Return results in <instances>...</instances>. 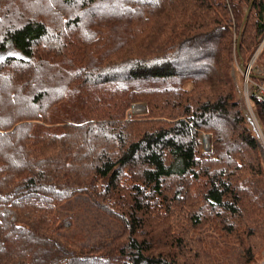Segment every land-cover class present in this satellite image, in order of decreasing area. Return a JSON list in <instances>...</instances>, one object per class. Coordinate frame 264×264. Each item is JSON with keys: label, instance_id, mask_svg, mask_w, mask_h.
Wrapping results in <instances>:
<instances>
[{"label": "trees", "instance_id": "1", "mask_svg": "<svg viewBox=\"0 0 264 264\" xmlns=\"http://www.w3.org/2000/svg\"><path fill=\"white\" fill-rule=\"evenodd\" d=\"M3 1L0 264H225L212 249L232 243L208 239L222 214L215 230L256 264L264 163L233 72L263 38L264 0ZM81 196L120 232L82 242Z\"/></svg>", "mask_w": 264, "mask_h": 264}, {"label": "rangeland", "instance_id": "2", "mask_svg": "<svg viewBox=\"0 0 264 264\" xmlns=\"http://www.w3.org/2000/svg\"><path fill=\"white\" fill-rule=\"evenodd\" d=\"M3 2H4L3 0L0 1V6L2 7L4 6L2 5ZM236 43H238L237 39L235 41V45ZM7 52H4L3 55L7 53L9 56L11 55L14 56V54L16 53L13 50ZM239 63L237 62L235 64V70L233 72V80L236 84L238 97L242 101L243 113L247 118L248 122L250 123V127L255 132L256 139L259 148L261 150L262 159L264 163V147L261 139L258 137V134L253 127V123H252L253 119H251V112H253V114L255 113L252 110V107L248 100L249 91H250L248 85L250 71L248 70V68H251L253 66V63H255L254 66L256 67L254 68V73L256 75H258L261 70H264V35L263 38L260 40L259 44L257 45V47L255 48V50L253 51V53L251 54L249 63L245 71L241 72V70L239 69ZM246 74H248V76H247V82L245 83ZM105 104H107V102ZM126 113L136 118L145 117L148 114L145 105L139 102L130 103ZM255 121L257 122L258 126L263 132L262 126L259 120L256 118V116H255ZM201 142L203 149L206 150L210 147V139L208 135L201 134ZM70 203L74 205L70 207L69 206L70 204L68 202L67 204L64 205V209H68L70 207L71 212L69 216L76 215L74 218L75 222H74L73 231L82 234L81 236L82 242L84 243L100 242L110 237H113L118 232H120V228L116 222L107 219L100 212L96 211L94 205L83 196H81V198L79 199H74V201H70ZM217 218L218 219L213 221V225H212L213 229H211L214 233L217 234V236L208 239H212V243H216L217 245H219V243H221L222 241L225 242V239L227 242H231L232 244H229L228 246H224L222 248L221 253L223 255H221V253L215 247H213L212 253L216 256L220 255L221 256L220 258L224 257L225 264H241L240 250L236 245H234L235 242L233 238L226 236L223 232L219 233L218 231L215 230L218 227V221H220V219L223 218V214ZM230 222L234 223L232 219H230ZM203 234L205 235V233ZM202 238L205 239L203 236ZM263 260H264V250L262 251L261 257L256 264H260Z\"/></svg>", "mask_w": 264, "mask_h": 264}, {"label": "built area", "instance_id": "3", "mask_svg": "<svg viewBox=\"0 0 264 264\" xmlns=\"http://www.w3.org/2000/svg\"><path fill=\"white\" fill-rule=\"evenodd\" d=\"M255 67L256 66H254V68ZM250 69L251 68H248V70H250ZM257 76L259 77L260 80L253 83V85L255 87V91H256L258 97H260L262 100H264V70H261ZM251 119H253V121H252L253 127L256 130L258 137L261 139L263 147H264V134L261 131L260 127L258 126L257 122L255 121V116H254L253 112H251ZM260 264H264V260Z\"/></svg>", "mask_w": 264, "mask_h": 264}, {"label": "water", "instance_id": "4", "mask_svg": "<svg viewBox=\"0 0 264 264\" xmlns=\"http://www.w3.org/2000/svg\"><path fill=\"white\" fill-rule=\"evenodd\" d=\"M249 9H250V6L248 7V9H247V11L245 13L244 19L247 17ZM247 76H248V74H246L245 83L247 82Z\"/></svg>", "mask_w": 264, "mask_h": 264}]
</instances>
